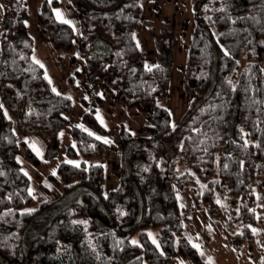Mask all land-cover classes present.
I'll list each match as a JSON object with an SVG mask.
<instances>
[{"label": "trees", "instance_id": "obj_1", "mask_svg": "<svg viewBox=\"0 0 264 264\" xmlns=\"http://www.w3.org/2000/svg\"><path fill=\"white\" fill-rule=\"evenodd\" d=\"M72 2L82 25L87 81L110 85L115 102L141 112L144 135L135 142L120 128L115 141L123 171L105 195L101 165L85 159L104 153L107 144L72 126L73 156L81 160L59 162L47 175L58 196L36 203L17 159L19 147L32 165L40 162L17 133L33 134L51 149L59 128L68 125L71 105L50 90L32 59L24 0H1L0 264H172L175 253L204 264L183 233L176 202L182 190L192 208L224 221L231 246H246L252 255L258 226L264 249V0H195L184 70L191 100L175 128L158 105L168 94L167 67L142 65L135 39L140 0ZM56 4L44 1L36 23L55 50L68 52L73 33L54 17ZM96 39L107 52L92 50ZM94 113L86 110L84 120L102 131Z\"/></svg>", "mask_w": 264, "mask_h": 264}, {"label": "rangeland", "instance_id": "obj_2", "mask_svg": "<svg viewBox=\"0 0 264 264\" xmlns=\"http://www.w3.org/2000/svg\"><path fill=\"white\" fill-rule=\"evenodd\" d=\"M44 1L51 0H24L27 11L25 35L33 41L32 59L42 66L50 90L70 100L71 112L68 125L59 128L57 144L51 149H47L43 141L33 134L17 133L18 142H24L40 164L32 165L24 156L22 146L19 147L17 159L20 168L29 178L28 188L36 203L42 199L56 198L59 190L48 181L47 175L55 172L59 162L76 164L81 160L79 156H73L71 148L74 140L70 129L72 126L77 127L107 144L104 153L85 159L87 164L101 165L102 190L107 195L119 185L124 166L123 155L115 141L120 128L124 127L137 142L144 135L142 125L146 120L141 112L128 110L121 103L115 102L110 85L87 81L86 61L81 47L82 25L72 0H55L57 4L53 7L54 17L72 30V48L68 52L57 51L49 44L36 23V14ZM194 2L140 0L142 16L140 26L135 31V39L142 52L144 68L163 65L168 69V94L158 101V105L168 110L171 128L182 122L191 100V95L184 91V70L194 29ZM2 20L3 10L0 7V37ZM92 50L100 54L107 52L104 43L97 39L94 40ZM92 108L95 109L94 115L102 131L84 120V112ZM124 158L128 161V157ZM41 185L49 191L41 188ZM191 199L184 190L176 193L183 233L186 241L195 249L198 259L204 264H264V249L259 241L258 226L252 230L253 247L252 255H249L246 246L236 249L227 242L222 219L210 216L205 209L192 208ZM43 221L37 220L34 223V228L29 232L30 237L32 232L41 230ZM149 233L155 241V230L151 229ZM172 264L196 263L189 257L175 253Z\"/></svg>", "mask_w": 264, "mask_h": 264}, {"label": "snow or ice", "instance_id": "obj_3", "mask_svg": "<svg viewBox=\"0 0 264 264\" xmlns=\"http://www.w3.org/2000/svg\"><path fill=\"white\" fill-rule=\"evenodd\" d=\"M0 7H3L2 5H0ZM225 55H227V53H225Z\"/></svg>", "mask_w": 264, "mask_h": 264}, {"label": "crops", "instance_id": "obj_4", "mask_svg": "<svg viewBox=\"0 0 264 264\" xmlns=\"http://www.w3.org/2000/svg\"><path fill=\"white\" fill-rule=\"evenodd\" d=\"M48 40V39H47ZM49 42V41H48ZM49 44H50V42H49ZM51 45V44H50Z\"/></svg>", "mask_w": 264, "mask_h": 264}]
</instances>
